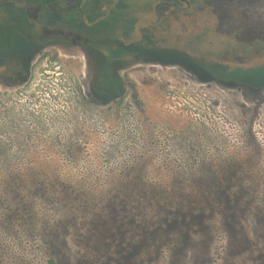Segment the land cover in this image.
Here are the masks:
<instances>
[{"label":"rangeland","instance_id":"1","mask_svg":"<svg viewBox=\"0 0 264 264\" xmlns=\"http://www.w3.org/2000/svg\"><path fill=\"white\" fill-rule=\"evenodd\" d=\"M260 65L259 0H0V264H264Z\"/></svg>","mask_w":264,"mask_h":264},{"label":"trees","instance_id":"2","mask_svg":"<svg viewBox=\"0 0 264 264\" xmlns=\"http://www.w3.org/2000/svg\"><path fill=\"white\" fill-rule=\"evenodd\" d=\"M221 3H220V8H223V6L224 5H226L225 3L223 4L222 3V1H220ZM227 6V5H226ZM228 8H229V5H228ZM232 16H231V19H230V21L229 22H231V21H233L234 19H235V21L237 20V16L238 15H236V14H231ZM236 15V16H235ZM227 21V20H226ZM261 67H264V65H260ZM260 66L259 67H256V69L254 70V71H256V70H258L259 68H260ZM252 70V69H251ZM240 72H242V73H244V71H240ZM258 76H264V75H258ZM257 81V80H256ZM117 82V81H116ZM258 82H260V83H262V82H264V81H258Z\"/></svg>","mask_w":264,"mask_h":264},{"label":"clouds","instance_id":"3","mask_svg":"<svg viewBox=\"0 0 264 264\" xmlns=\"http://www.w3.org/2000/svg\"><path fill=\"white\" fill-rule=\"evenodd\" d=\"M259 3L264 5V0H259Z\"/></svg>","mask_w":264,"mask_h":264}]
</instances>
